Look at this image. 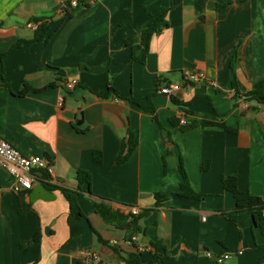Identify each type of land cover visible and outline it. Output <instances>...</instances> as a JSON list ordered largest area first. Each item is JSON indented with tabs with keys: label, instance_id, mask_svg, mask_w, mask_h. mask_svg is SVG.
<instances>
[{
	"label": "crops",
	"instance_id": "obj_1",
	"mask_svg": "<svg viewBox=\"0 0 264 264\" xmlns=\"http://www.w3.org/2000/svg\"><path fill=\"white\" fill-rule=\"evenodd\" d=\"M72 1L0 0V137L47 157L58 188L79 192L78 172H89L79 197L87 218L72 216L45 183L53 196L32 202L37 184L22 193L30 209L20 212L14 180L0 167V264H91L85 255L103 247L101 264H128L132 255L140 264H216L207 252L230 253L225 264H264L263 230L236 212L222 181L236 177L240 190L264 199V105L243 98L264 80V0H77L82 7L65 19ZM162 15L169 28L153 36L145 63L133 60L145 52L137 31ZM187 70L204 80L188 84ZM170 82L183 84L185 108L157 92ZM109 87L119 96L98 95ZM149 97L158 121L129 100ZM182 120L214 125L186 129ZM129 131L138 146L118 164ZM180 162L202 199L181 195ZM38 230L41 241L23 250ZM135 235L145 252L129 243Z\"/></svg>",
	"mask_w": 264,
	"mask_h": 264
},
{
	"label": "trees",
	"instance_id": "obj_2",
	"mask_svg": "<svg viewBox=\"0 0 264 264\" xmlns=\"http://www.w3.org/2000/svg\"><path fill=\"white\" fill-rule=\"evenodd\" d=\"M69 1H71V0H69ZM70 5L71 4H69L70 8L65 9V15H64L65 19L73 17V15L75 13H77L78 10H80V8L82 7V6L80 7L78 5V7L72 8ZM165 18H166L165 15H162L160 17H152L143 27H141L137 31V38L135 41L136 42L139 41L141 43V45H143V47L145 48V52L141 56H137L136 53L135 54L133 53V57H132L133 60H139L141 63H145L146 56H147V53L149 51L150 43H151L153 36L155 34L160 33L163 29L169 28V23ZM40 28L43 29L44 31L46 30L44 24H42L40 26ZM20 44L21 43H18L11 51H14L16 48H18L20 46ZM126 44H127V46L131 45V43H126ZM5 55H7V54H1L0 53L1 57L5 56ZM233 86L237 89V84H236L235 79L233 80ZM50 87H54V86H50ZM28 92H31V88L27 86L26 88H24L23 91L19 92V95L24 96ZM110 94H115L117 97L119 96L117 91L115 89H113L112 87H109L107 92L98 93V95L101 96L102 98H107L110 96ZM243 98H244L245 102L258 103V104L264 105V80H261L260 82L256 83L253 86L252 90L249 91L247 94H245L243 96ZM171 99H172L173 104H175L176 106H178L182 109L187 106L177 96H174ZM129 100H130V102L135 103L143 111L153 115L155 117V119L158 121L157 111H156L155 105H154V103L150 97L145 101H141V100H137V99H129ZM172 123L174 125H178L179 121L172 120ZM199 125L211 126V125H214V123L205 122V121H202V122L193 121L191 124H188V125L186 124L185 127H186V129H194ZM163 132H164V129H163ZM137 146H138V141L136 139L135 134L133 132L129 131L128 139L126 140V142L123 145L122 151H121V153L117 159V163L123 164V163L127 162L128 159L130 158L131 154L137 148ZM169 156H172V152L169 153ZM94 160H95V162H101L102 161V154L99 152H95L94 153ZM168 168H169V164L167 162V159L164 158V173L167 172ZM178 170L181 173L182 178H183L181 185H180L181 195L183 197L193 198L196 200L202 199L203 196L198 194L193 189L191 182H190V179L187 175L185 168L183 167L182 162H180V164L178 165ZM78 181H79V186H78L79 192L72 191V190L66 189V188H58L56 186H51L48 184H47V187L52 191L60 190L62 192L63 196L65 197V199L69 203L70 213L72 216H75L78 219H86L87 216L83 212V210L79 204V197L81 196L80 192L84 191V186H87L88 189H90L92 176L87 171L79 170ZM222 181H223L224 188L228 192H230L236 200V212L237 213H250V214H252L255 217V222L257 224H259V226L261 227V229L264 232V199H262L260 197L252 196L249 193L240 190L236 177H223ZM23 194H20V197H19V211L20 212H23V211L30 209V205L25 202ZM156 197H157V201H158L157 204H158V203H160L161 195L158 193V194H156ZM97 211L104 216V218L107 220V222L113 223V224H118L111 217L110 211H107V210L102 211L100 208H97ZM41 239H42V233H41V230H38L37 233L35 234L34 238L30 242L23 244V246H22L23 250H25L26 247L29 246L30 244L40 242ZM139 257H140L139 255H132L131 257H129L127 259V263L128 264H140V258Z\"/></svg>",
	"mask_w": 264,
	"mask_h": 264
},
{
	"label": "built area",
	"instance_id": "obj_3",
	"mask_svg": "<svg viewBox=\"0 0 264 264\" xmlns=\"http://www.w3.org/2000/svg\"><path fill=\"white\" fill-rule=\"evenodd\" d=\"M78 5L77 0L71 2L72 8H76ZM30 27L37 29V24H31ZM183 76L184 81L193 85L200 83L205 78L202 72L196 70H187L183 73ZM77 84L78 81L73 80L67 86L69 89H74ZM182 86L183 84L179 82L165 83L157 88V92L172 98L177 96L182 90ZM181 124L186 125V120H182ZM0 167L5 169L14 180L13 190L18 195L31 191L37 184L57 185L54 180L55 168L47 157L40 155L26 156L3 137H0ZM140 212L139 207H134L131 210L133 216L139 215ZM129 243L136 245L139 252H145L148 248L145 244L139 242L136 235L130 238ZM206 256L213 258L216 264H225L232 257L230 253L214 256L212 252H207ZM85 259L91 264H101L103 260L102 255L98 252L87 253Z\"/></svg>",
	"mask_w": 264,
	"mask_h": 264
},
{
	"label": "water",
	"instance_id": "obj_4",
	"mask_svg": "<svg viewBox=\"0 0 264 264\" xmlns=\"http://www.w3.org/2000/svg\"><path fill=\"white\" fill-rule=\"evenodd\" d=\"M179 97H181V96H179ZM37 193L39 194V193H42L43 194V196L44 197H46V198H49L48 196H53V193H51L44 185H42V184H39L36 188H35V192L33 193V194H31V201L32 202H34L35 201V198H36V196H37ZM45 199V198H44ZM45 200H48V199H45ZM47 230H49V228H47L46 229V234H48L47 233ZM105 251H106V248L105 247H103L102 248V253H105ZM101 253V254H102Z\"/></svg>",
	"mask_w": 264,
	"mask_h": 264
}]
</instances>
